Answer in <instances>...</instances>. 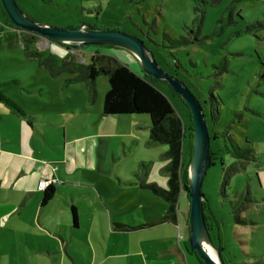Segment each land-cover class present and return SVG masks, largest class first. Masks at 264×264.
I'll list each match as a JSON object with an SVG mask.
<instances>
[{
  "label": "rangeland",
  "instance_id": "1",
  "mask_svg": "<svg viewBox=\"0 0 264 264\" xmlns=\"http://www.w3.org/2000/svg\"><path fill=\"white\" fill-rule=\"evenodd\" d=\"M197 1L17 0L20 7L37 21L59 27L88 23L99 28H118L137 35L146 42L163 68L186 82L202 101L211 130L220 134L211 140V146L216 152L215 164L207 169L203 192L210 208L206 210V214L216 216L223 243L228 245V253L223 252V255L226 260L233 255L226 264H264V189L260 192L256 174L257 171L264 172V0H221L217 4L208 3L203 21L199 17L201 12L196 9ZM232 5L233 9H228ZM4 22L6 17L0 4V28L6 27ZM182 37L191 41L181 44L172 41ZM1 41V80L15 77L23 79V86L31 87L33 83L45 80L46 76L53 81V85L55 81L61 85L71 83L72 87L65 88V93L61 90L63 98L69 95L72 97L68 98L70 100H81L79 90H86L84 81L74 84L69 82L68 79L73 74L67 71L58 76L51 75L36 58L26 56L20 40L15 46H8L4 38ZM52 42L42 36L37 45L45 49ZM93 46L74 51L88 62L91 61V55L97 56L100 62H111L112 55H117L132 68H141L137 57L129 50L121 48L120 53L115 54L106 48L109 45ZM57 47L61 46L52 44L49 49L54 51ZM110 48L116 51L113 46ZM223 62L227 64V70L223 68ZM156 85L167 92L177 111L186 118L188 107L184 99L173 93L166 80L160 79ZM19 88L11 87L7 93L16 99H19V95L29 98L37 95ZM50 88L47 86L45 90L49 91ZM97 88V99L90 105L94 113L100 112L103 107L104 95L109 88L107 75H98ZM212 94L219 100L220 114L217 120H213L212 116ZM47 99L49 100L48 97ZM144 118L142 115L132 114L129 118L113 122L115 125L104 128L106 131L116 130L121 137L119 140L124 138L128 141L125 148L127 151L123 149L121 141L116 142L117 144L113 142L119 155L124 157L120 164L124 160L129 162L140 159L145 151L151 156H161L165 151L163 143H151L147 133L136 126ZM70 122L74 125L73 121ZM227 132L233 137L237 147L251 148L258 160L245 161L246 166H240L238 171H234L231 164L236 158L227 151V148L234 150V145ZM238 153L240 156L247 155L242 150ZM116 163L110 162L112 165ZM87 178L89 179L88 176ZM100 179L102 183L114 186L112 175L100 174ZM130 188L114 190L112 196L116 195L121 200L124 192L132 193L129 197L131 201L141 202V191ZM243 191L246 192L242 200ZM248 196L252 201H248ZM184 200L187 201L185 197L182 202ZM239 201L244 204L243 207L239 206ZM121 203L123 207L126 204L125 200ZM187 212L188 208L185 210V221ZM235 252L237 258L234 256ZM251 256L254 258L244 263L243 259L249 260Z\"/></svg>",
  "mask_w": 264,
  "mask_h": 264
},
{
  "label": "crops",
  "instance_id": "2",
  "mask_svg": "<svg viewBox=\"0 0 264 264\" xmlns=\"http://www.w3.org/2000/svg\"><path fill=\"white\" fill-rule=\"evenodd\" d=\"M45 78L31 87L18 79L17 88L37 93L33 98L7 93L24 113L0 101V264H201L186 244V195L176 207L154 189L170 193L174 184L170 144L154 140L149 116L136 114L145 117L136 126L151 143H163L165 151L161 156L145 151L140 159L120 164L124 157L113 142L121 141L127 151L128 141L104 128L132 114L107 116L103 107L94 113L87 88L79 90L80 101L70 100L61 90L65 93L71 83L55 81V86ZM10 79L16 78L0 80ZM186 146L187 141L185 160ZM100 174L112 175L114 186L102 183ZM52 177L61 182L53 184L54 196L43 204L44 189L38 185ZM257 177L262 192L264 172L257 171ZM116 186L140 190L141 202H132V193L124 192L121 200L112 196L120 190Z\"/></svg>",
  "mask_w": 264,
  "mask_h": 264
},
{
  "label": "trees",
  "instance_id": "3",
  "mask_svg": "<svg viewBox=\"0 0 264 264\" xmlns=\"http://www.w3.org/2000/svg\"><path fill=\"white\" fill-rule=\"evenodd\" d=\"M44 1L51 2L52 0ZM220 1L221 0H198L196 9L201 12L199 15L200 20L203 21L205 19L208 3L217 4ZM0 4L2 5L1 0ZM233 7L234 5L230 6L228 9H233ZM2 8L6 17V22H4L6 27L0 28V46L2 45V38L5 39V43L8 46H15L20 40L26 56L30 58H36L40 65L46 67L49 70L51 75L58 76L61 72L67 71L73 74V76L68 79L69 82L84 81L88 90V98L91 102H95L98 96L97 77L100 74H105L107 75L109 82V88L105 93L103 101V111L105 115L120 116L125 114H146L149 116L150 129L154 140L169 142L170 144L168 153L172 156L171 169L173 171V176L171 181L174 184V190L170 193H166L156 188L154 189L157 192L165 194L173 204H176V207L179 206L180 197H182L184 194L188 200V193L185 188L188 183L187 167L192 154L194 131V123L189 106L187 105L188 110L186 112L185 118L177 111L176 105L167 92L156 85V82L160 81V79L145 74L141 68L139 70L132 68L117 55H113L115 58L114 61L111 62H100V60H98L94 55H91V61L88 62L86 58L82 57L81 54L76 53L73 49L68 47V45L62 44L52 39L51 41L53 42L50 43L47 48H39L37 43L41 39L42 35L16 26L8 17L3 5ZM222 20H224V18H222ZM89 25L91 27L95 26L93 24ZM197 39H200V37H197ZM172 41L176 44H181L190 42L191 40L186 37H182L180 39H172ZM52 44L60 45L61 47H57L59 51H56L57 49L54 51L50 50L49 48L52 46ZM90 47L94 46L91 45ZM110 47L112 46L106 47L109 49V52L112 50ZM114 49L116 50L115 54L118 52L120 53L121 51V48L119 47H114ZM222 66L227 70L226 63L223 62ZM11 87H21L20 81L18 79H10L7 81L0 80V101L4 102L17 113H24L20 105L9 95H7V91ZM170 88L174 94L179 96V94L174 91L171 85ZM211 98L214 100L212 101L213 120H217L220 114L219 100L214 94H212ZM210 135L211 140H213L219 137L220 134L214 130H211L210 126ZM229 137L234 145V150L230 151V149L227 147L226 148L227 151H229V153L236 158L235 162L231 164V166L234 168V171H238L240 166H246L245 161L250 159H254V161L258 160L251 148H239L230 134ZM186 141V147L188 150L187 159L185 160L184 152ZM241 150L245 151L247 155L245 154L244 156H240L238 151ZM214 155H216V152L211 146L209 166L215 164ZM222 160H224V158ZM60 182L61 181L58 179V182L54 183L59 184ZM54 183H51L46 188H44V195L42 198L43 204L47 203L53 198L55 193V188L53 187ZM244 192L246 191L241 193L242 200ZM248 201H252L250 196H248ZM243 205L244 204L239 201V206L243 207ZM186 207L189 208V203H187V201ZM204 209L206 222L211 236L216 245L222 249V256L224 258L225 256L223 255V252L228 253V251H226L228 245L225 242L223 243L221 228L219 222H217L216 216L213 215V217H211L206 214V210H210L207 198L204 202ZM187 217L188 212L186 214L185 221L186 228ZM212 220H214V222ZM185 238L189 250L197 256L201 264H204L202 259L197 255L196 251L190 249L188 230ZM228 258V261H230L232 256H228ZM225 262L227 263L226 260Z\"/></svg>",
  "mask_w": 264,
  "mask_h": 264
},
{
  "label": "water",
  "instance_id": "4",
  "mask_svg": "<svg viewBox=\"0 0 264 264\" xmlns=\"http://www.w3.org/2000/svg\"><path fill=\"white\" fill-rule=\"evenodd\" d=\"M10 20L18 27L56 40L72 49L91 45H109L132 52L145 74L166 80L189 106L194 123L191 159L188 163V241L204 264H226L222 249L214 242L206 222L203 183L211 155L210 124L201 100L178 76L162 67L146 42L137 35L118 28H99L82 23L80 26L59 27L30 17L17 0H1Z\"/></svg>",
  "mask_w": 264,
  "mask_h": 264
},
{
  "label": "built area",
  "instance_id": "5",
  "mask_svg": "<svg viewBox=\"0 0 264 264\" xmlns=\"http://www.w3.org/2000/svg\"><path fill=\"white\" fill-rule=\"evenodd\" d=\"M54 182H58V179L57 178H54V177H52V178H45V179L40 180L38 187L44 189L49 184L54 183ZM178 227H180V225H178ZM178 236H179V238H183L184 237V235L181 234V232H179Z\"/></svg>",
  "mask_w": 264,
  "mask_h": 264
}]
</instances>
